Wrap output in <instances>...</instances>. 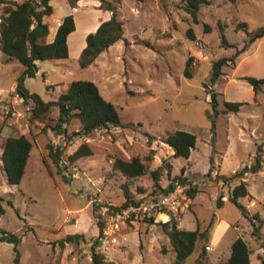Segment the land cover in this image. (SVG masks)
I'll return each instance as SVG.
<instances>
[{"label": "rangeland", "instance_id": "374dc122", "mask_svg": "<svg viewBox=\"0 0 264 264\" xmlns=\"http://www.w3.org/2000/svg\"><path fill=\"white\" fill-rule=\"evenodd\" d=\"M62 4L54 3L51 14L70 12L78 24L68 38V58L42 61L40 68L45 74L28 79L26 87L50 101L73 80L92 81L116 107L121 122L131 125L100 128L85 136L78 133L77 118L58 127L56 106L35 117L29 100L18 106L17 114L6 113L22 65L0 50V233L20 236L19 264H92V246L105 260L121 264H170L175 253L161 225L171 218L181 229L198 227L204 233L198 245L206 250L202 264L225 261L229 243L237 235L251 250V264L261 263L264 242L252 234L249 219L255 211L264 218V163L258 174L248 169L226 182L221 176L255 165L256 154L264 161V90L254 101L252 86L244 79L264 77V34L250 42L252 33L264 27V0H212L200 6L196 21L182 8L181 0H78L73 7L69 4V9ZM2 9L0 6V14ZM113 12L121 23L122 39L105 46L92 63L81 67L79 49L86 24L92 25L89 14L101 23ZM205 25L210 26L209 31ZM189 28L195 39L187 35ZM190 56L191 77H186L184 68ZM222 57L234 61L228 60L219 78L211 82L212 63ZM210 88L216 92L219 110L214 129L209 118L210 93L206 91ZM224 101L242 105L237 112H229ZM176 130L196 136L188 158L174 157L162 141L166 133ZM146 133L153 138L148 141ZM18 135L28 137L32 148L20 183L9 184L1 153L5 139ZM82 143H87L92 153L71 159ZM51 146L53 153L60 152L56 160L50 155ZM136 156L147 166L142 176L129 179L112 166L116 157L130 160ZM188 168L194 181L188 195L192 190L199 194L178 218L139 208ZM240 181L250 191L239 199L249 217L229 200ZM216 194L217 198L227 197L226 201L221 198V206L216 205ZM126 195L133 201L123 206ZM251 195L253 206L249 205ZM221 217L228 226L214 228ZM255 222L264 235L261 218ZM69 234L73 237L65 240ZM215 234L214 247L206 249ZM199 248L183 264H197ZM14 257L13 244L0 240V264H16Z\"/></svg>", "mask_w": 264, "mask_h": 264}, {"label": "trees", "instance_id": "16d2710c", "mask_svg": "<svg viewBox=\"0 0 264 264\" xmlns=\"http://www.w3.org/2000/svg\"><path fill=\"white\" fill-rule=\"evenodd\" d=\"M78 0H68L73 7ZM212 0H181L182 8L192 16L193 21L197 20V12L201 5L208 4ZM0 6H3L0 14V50L8 57L19 61L23 65V70L16 80V92L21 94L26 101L33 103V116L39 117L47 113L52 106H56L59 110L57 123L60 127L64 123H68L72 118H77L80 122L78 133L87 136L91 132L100 128L124 127L131 125L124 124L120 120V116L116 107L110 101L106 100L99 91L98 86L88 80H73L67 88L61 92L57 99L44 101L40 95L30 92L25 86V79L32 78L36 75L38 70L37 61H44L47 59H65L68 58V35L75 30V21L72 14L66 15L59 24L54 40L50 43H42L39 41L48 33V26L43 22L42 18L45 15L52 13V6L50 0H22L21 2L11 0H0ZM113 11V10H111ZM245 26V22H242ZM222 26H220L222 43L226 44V38L222 33ZM210 26L205 25V31H209ZM251 33V32H250ZM264 34V27L258 28L250 36V42L262 37ZM187 35L191 39H195L191 28L187 30ZM123 31L121 23L115 19V13L106 21H103L97 29L89 33L85 39V47L79 54V65L86 67L92 63L97 56L104 50L105 46H110L118 40L122 39ZM191 59L190 56L186 61L184 68V75L191 77ZM228 60L234 61L233 57H222L212 63L210 81L215 82L221 75L222 66ZM244 79L252 86L253 100L257 94L264 90V77H244ZM47 86V85H46ZM210 93L211 112L209 118L211 120L212 129H214V119L219 114L217 108L218 102L216 99V92L213 89H207ZM225 111L237 112L242 105L241 102L224 101ZM264 117V114H263ZM148 141L153 138L152 135L147 134ZM162 141L169 145L173 150L174 157L188 158L191 149L195 146L196 136L190 132L183 130H176L168 132L162 137ZM32 148V141L25 135L8 136L5 139L1 161L3 164L6 181L9 184H19L24 174L27 159ZM259 148L257 147V150ZM54 148H50V155L53 159L59 157L57 150L53 153ZM92 153L87 143H82L71 155V159H78L82 156L90 155ZM210 168L213 167V159L210 160ZM255 165L247 168L244 167L238 172H234L229 176H221L223 181L231 180L234 177L242 175L244 171L250 169L252 173H257L261 170L262 158L259 154L255 155ZM113 168L118 170L124 177L133 179L142 176L147 171V166L143 160L136 156L130 160H125L120 157L114 158ZM156 172L152 171V176L156 179ZM171 186V185H170ZM169 186V187H170ZM169 188H165L164 191ZM128 190H126V193ZM190 197L193 198L196 190L189 192ZM249 192L244 181L236 184L230 194L229 200L233 202L241 211L242 215L249 217L246 208L238 201L239 198L248 196ZM133 200L126 195V201L123 206L129 205ZM216 203L220 206L222 203L221 196L216 199ZM3 208L0 206V214ZM256 219L259 217L254 214L250 218L252 226V234L260 236V225L256 224ZM264 223V218L261 219ZM162 230L169 239V243L174 251V259L170 264H183L185 259L189 257L199 247L200 252L197 258V264H202L206 257V250L204 246H198L200 240H203L204 233L197 227L194 230L181 229L177 226L176 221L171 218L169 221L162 223ZM73 235H68L65 240H70ZM0 240L13 244L15 252L14 262L19 264V256L17 245L20 242V236L15 233L1 231ZM96 245L99 242H95ZM91 262L92 264H121L113 260H105L104 256L91 247ZM251 250L247 242L238 236L231 244L230 255L221 264H250ZM260 264H264V260Z\"/></svg>", "mask_w": 264, "mask_h": 264}, {"label": "built area", "instance_id": "2783aa9c", "mask_svg": "<svg viewBox=\"0 0 264 264\" xmlns=\"http://www.w3.org/2000/svg\"><path fill=\"white\" fill-rule=\"evenodd\" d=\"M12 92V95L8 98L10 108L6 109V113L10 111L11 114L14 115L18 113V106L24 104L26 100L21 94L16 92V88L13 89ZM190 171L189 168L184 170L181 178L176 179L168 190L162 192L159 196L151 198L148 204L141 202L139 208L143 207L144 210L148 209L149 214L166 212L170 216L178 218L182 209L187 207L190 201L187 191L194 186V181L189 178ZM214 174H216V172H214ZM221 198L223 200L227 199L226 196H222ZM206 249H211V246L206 245Z\"/></svg>", "mask_w": 264, "mask_h": 264}, {"label": "crops", "instance_id": "0c3cea01", "mask_svg": "<svg viewBox=\"0 0 264 264\" xmlns=\"http://www.w3.org/2000/svg\"><path fill=\"white\" fill-rule=\"evenodd\" d=\"M54 3H63L62 4V6H65V7H68V9L70 8V6H69V2H68V0H50V4H51V6H52V9H53V7H54ZM64 7V8H65ZM63 9V8H62ZM69 14H72V13H70L69 12ZM66 15H68V13H66V14H50V15H45V16H43V18H42V20H43V22L44 23H46L47 24V26H48V33H47V35L45 36V37H43V38H40L39 39V41L40 42H42V43H50V42H52L53 40H54V37H55V34H56V31H57V28H58V26H59V24L61 23V21H62V19L66 16ZM73 15V17H74V21H75V30L73 31V32H71L69 35H68V37H67V44H68V52H69V42H68V38L76 31V27H77V22H76V19H75V14H72ZM93 14H89V16H90V24H92L91 26H89L88 27V23L86 24V26H87V28L83 31V44H82V47L79 49L80 50V52L82 51V49L85 47V38H86V36H87V34H89V33H91V32H94L96 29H97V27L103 22H98L99 20L98 19H93L92 16ZM98 15V14H97ZM106 17V19L104 20V21H106L107 19H108V17L107 16H105ZM69 55V54H68ZM41 62L42 61H37L36 62V64H37V68H38V70H37V72H36V75H38V74H41L42 76L45 74V72H43L42 70L43 69H41L40 68V64H41ZM22 65V64H21ZM23 70V65L20 67V69H19V72L17 73V75H16V77H15V79H14V81L16 82V80H17V77L19 76V74L21 73V71ZM35 75V76H36ZM34 76V77H35ZM33 78V77H32ZM28 79H30V78H26L25 79V86H26V82H27V80ZM47 85H50V84H47ZM38 150H39V148H40V146H39V143H38ZM29 157H30V155H29ZM29 157H28V159H27V162H26V166H27V164H28V161H29ZM26 166H25V168H26ZM263 171H264V169H263ZM217 172L219 173V175H221L220 174V172H219V169H217ZM235 172V171H234ZM233 172V173H234ZM259 172H262V169L260 170V171H258L256 174H258ZM232 174V173H231ZM231 174H229V175H231ZM229 175H222V176H229ZM226 186V185H225ZM246 187H247V189H248V186L246 185ZM215 188L217 189V193H218V189H220L219 188V186L217 185V184H215ZM248 192L250 193V191H249V189H248ZM198 194H199V192L198 193H196L195 194V196L193 197V198H191L190 200H191V203H193L194 202V200H195V198L198 196ZM216 197H215V199H217V194L215 195ZM246 197V196H245ZM243 198V197H242ZM250 203H249V205L250 206H253L254 204H255V199H254V197L251 195L250 196ZM240 199V198H239ZM226 201V200H225ZM239 201V200H238ZM224 203V201H222V203H220V206L222 205ZM216 205H217V203H216ZM247 211V210H246ZM258 211H255V212H253V213H257ZM249 213V212H248ZM259 214H257L258 215V217L259 218H261V219H263V215L260 213V212H258ZM249 215H251V214H249ZM220 221H221V223L217 226H214V228L215 227H217V229H219V227L220 226H224V227H227L228 226V223H226L223 219H222V217L220 218ZM222 224V225H221ZM257 224V223H256ZM262 228V227H261ZM208 233V232H207ZM211 233V231H209V233H208V235L205 237V240H208V236H209V234ZM215 233L217 234V230L215 231ZM260 233H261V230H260ZM215 234V235H216ZM238 237V235L237 236H235L231 241H230V243H229V252H228V256L230 255V250H231V244H232V242H233V240L235 239V238H237ZM260 239H261V241L262 242H264V235L263 234H260ZM216 241H217V235L215 236V238H214V240H213V244H211V245H209V244H207V245H209V246H211V247H214V244L216 243ZM262 248H264V247H261L260 249L263 251V249ZM259 249V250H260ZM227 256V257H228ZM250 257H251V255H250ZM257 259L258 260H260L259 259V255L257 254ZM250 264H251V262H250ZM258 264H260V261H258Z\"/></svg>", "mask_w": 264, "mask_h": 264}, {"label": "water", "instance_id": "95a60500", "mask_svg": "<svg viewBox=\"0 0 264 264\" xmlns=\"http://www.w3.org/2000/svg\"><path fill=\"white\" fill-rule=\"evenodd\" d=\"M107 47V46H106Z\"/></svg>", "mask_w": 264, "mask_h": 264}]
</instances>
